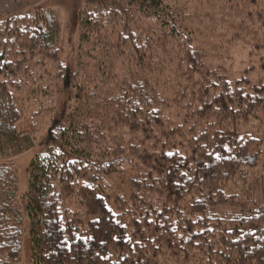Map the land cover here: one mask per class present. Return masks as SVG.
<instances>
[{
    "label": "trees",
    "instance_id": "16d2710c",
    "mask_svg": "<svg viewBox=\"0 0 264 264\" xmlns=\"http://www.w3.org/2000/svg\"><path fill=\"white\" fill-rule=\"evenodd\" d=\"M78 24L72 71L54 13L0 21V157L41 147L20 198L0 165V264L25 215L32 264H264V0H83ZM238 43L259 60L230 81Z\"/></svg>",
    "mask_w": 264,
    "mask_h": 264
},
{
    "label": "rangeland",
    "instance_id": "374dc122",
    "mask_svg": "<svg viewBox=\"0 0 264 264\" xmlns=\"http://www.w3.org/2000/svg\"><path fill=\"white\" fill-rule=\"evenodd\" d=\"M83 5V0H0V21L5 20L11 14H22L37 9L48 10L54 13L60 22V36L57 42L59 50V58L63 64L70 70L76 69V49L79 36L78 15ZM235 25L233 19L229 16L220 18L215 16L213 20L205 24L206 27L214 29L215 34H219L215 30L218 26L221 33L230 35V29ZM234 29L232 28V31ZM234 32V31H233ZM251 49L243 48L242 44H237L229 52L220 50L219 54L213 52L215 56L214 65L223 67L226 70L225 76L234 81L241 76L247 65H257L259 58L252 60L249 57ZM250 132L252 130H249ZM41 150V147H35L20 156L6 155L0 157V165L8 164L19 169V186L17 195L22 196L27 192L28 187V166L32 158ZM115 190V189H114ZM256 200L264 204V192L256 193ZM22 199H19L21 201ZM24 210V204L21 205ZM22 232V250L20 264H32L30 257V230L28 218L24 216V224Z\"/></svg>",
    "mask_w": 264,
    "mask_h": 264
}]
</instances>
